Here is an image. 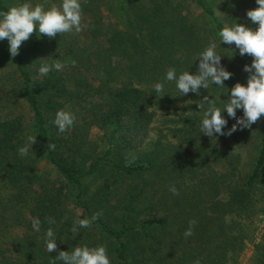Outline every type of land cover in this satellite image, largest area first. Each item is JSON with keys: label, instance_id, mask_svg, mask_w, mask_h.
<instances>
[{"label": "trees", "instance_id": "1", "mask_svg": "<svg viewBox=\"0 0 264 264\" xmlns=\"http://www.w3.org/2000/svg\"><path fill=\"white\" fill-rule=\"evenodd\" d=\"M140 1L116 0L115 14L111 0H82L89 18L85 37L97 46L88 51L89 62L83 63L84 49L75 40L65 43L62 34L57 41L38 39L34 32L15 57L7 39L0 41V73L10 81L0 89V264H50L59 250L83 244L105 245L112 264H194L197 259L201 264H227L241 252V229L226 217L248 211L255 184L261 181L264 116L252 136L257 154L249 174L236 178L235 184L224 179L226 174L235 177L229 164L220 176L214 173L213 164L222 161L223 153L199 130L200 100L217 95L226 99V90L210 86L199 96H186L195 103L189 105L194 113L182 118L180 133L193 150L167 149L160 133L146 139L155 111L175 99L173 83L165 82L169 95L161 98L151 93L152 86L163 81L168 68L178 74L195 71L198 61L191 65L209 44L208 36L224 55L221 64L232 73L224 82L229 90L235 78L243 73L248 77L243 68L253 57L241 56L234 44L220 46L216 34L232 21L216 16L208 0H189L199 9L196 26L187 23V11L167 8L161 5L164 0H148L150 5L138 9ZM19 2L23 0H0V10ZM53 3L57 0H47L46 6ZM103 4L108 15L119 14L124 29L103 25ZM256 7L255 0L248 2L245 19L235 21L255 30L258 25L246 12ZM180 50L184 55H178ZM30 52L38 57L29 60ZM53 59L65 65L63 71L39 76L40 63ZM69 108L76 115L75 126L58 133L50 121L57 110ZM242 115L237 110V117ZM227 119V126L236 122ZM90 127L102 132L105 147L99 152L86 140L85 128ZM239 131L242 138L233 140L242 146L248 133L245 138ZM30 136L36 141L22 157L18 149ZM50 143L54 150H49ZM172 186L178 195L169 191ZM97 212L102 215L89 228L72 231L74 220ZM33 218L41 220L40 232L32 230ZM48 218L55 223L49 224ZM191 220L196 221L193 235L185 238ZM49 227L58 247L51 254L44 245ZM258 264H264V256Z\"/></svg>", "mask_w": 264, "mask_h": 264}, {"label": "clouds", "instance_id": "2", "mask_svg": "<svg viewBox=\"0 0 264 264\" xmlns=\"http://www.w3.org/2000/svg\"><path fill=\"white\" fill-rule=\"evenodd\" d=\"M257 7L246 12V17L253 24H257L255 30L246 27L244 24L235 23L231 26L221 28L217 37L221 44L235 45L241 56L253 57L250 65H244L243 71L248 73L246 84L236 83L230 90L225 86V81L230 79L232 73L226 70L221 64L222 57L217 52V44H209L194 57L195 71L184 70L179 74L172 67L165 72L162 82L155 83L151 93L160 98L165 96L167 90L165 82L173 83L175 95L172 97H184L190 92L200 95L201 89L208 90L210 86L226 90V99L220 95L212 97L204 96L200 100L199 108L202 113L199 122L201 134L210 138L217 135L231 136L237 130L251 128L262 116H264V0H255ZM44 2L32 3L30 0H23L7 10H0V41L7 39L8 50L12 57L19 54L20 46L27 41L35 32L37 38L47 36L55 38L57 34L80 33L87 25L82 23L83 9L82 0H60L58 4L46 6ZM65 65L59 60L53 59L51 63L42 61L37 68L39 76H47L50 72H61ZM219 102V103H218ZM237 110H242L243 115L237 117ZM235 119V123L228 128V119ZM50 123L57 129L58 133H65L71 130L76 123V115L68 110H57ZM36 137H28L27 145L18 149L20 156L28 155L29 148L35 143ZM49 150L55 149V144H49ZM169 191L178 195L175 186ZM102 213H94L90 218L76 219L73 222L72 231L86 229L98 220ZM49 224L55 220L48 218ZM196 225L195 220L189 222L185 230V238L193 235ZM32 230L40 232L41 220L33 218L31 221ZM44 245L46 251L51 254L57 252V235L49 227L44 233ZM50 264H112L105 245L89 246L87 244L76 245L71 251H58V254L50 260ZM194 264H201L200 260Z\"/></svg>", "mask_w": 264, "mask_h": 264}, {"label": "rangeland", "instance_id": "3", "mask_svg": "<svg viewBox=\"0 0 264 264\" xmlns=\"http://www.w3.org/2000/svg\"><path fill=\"white\" fill-rule=\"evenodd\" d=\"M110 1V0H109ZM141 0L138 4V9H140V6L142 8V5H145V3H149L148 0ZM162 1V0H160ZM165 0L164 3L161 4L163 6L167 5V8H174L179 7L183 11H187L189 13V21L187 22L190 25H198V22H196V16L199 13V9L195 6L194 3L190 2L189 0ZM213 7L215 11V15L218 16L221 20H225L227 22L232 21L235 23V20L237 18L243 17V20L245 19V9L246 4L249 2H252V0H208ZM30 2H44V0H30ZM60 0H57L58 4ZM233 2L235 5H231L230 3ZM109 6L114 9L115 14L116 12V0H111V2H108ZM160 5V6H161ZM178 5V6H177ZM108 6L104 4L100 6L99 14L103 18V25L107 26L110 25V27H115L118 30L124 29L122 21L118 20L117 16L119 14L108 15ZM87 18V20H86ZM88 17L85 16L83 13L82 23L87 25ZM105 26H103L105 28ZM106 30V28H105ZM87 33L86 28L81 31L80 33H72V34H62L64 42L69 45V41H76L78 47H81L84 49V61L86 60V55L89 53L88 51H91L92 49H96L97 46L90 44V40H88L85 37V34ZM60 35L57 34L56 40L61 39L59 37ZM46 37V36H44ZM209 41L211 42V37L208 36ZM72 43V42H71ZM75 43V42H74ZM101 47V46H100ZM94 49V50H95ZM86 51V52H85ZM79 54V53H78ZM90 54V53H89ZM29 60L36 57H33V52H30L27 54ZM80 57L81 53L79 54ZM179 56L184 55L183 51L180 50L178 53ZM89 57V56H88ZM181 59V57H180ZM89 62V60H88ZM237 73V67L236 72ZM2 77H0V89H3L7 84H10V81L5 80L4 75L0 73ZM236 82L241 84H246L247 78L245 73H243V78H235ZM6 81V83H5ZM96 81V80H95ZM235 82V83H236ZM192 95H195L194 93H191ZM190 95V94H188ZM95 99V98H93ZM189 105H195L194 101L190 100L189 97H175L174 100L170 102H164L160 109L155 111V116L153 118L150 132L148 134V137L146 139V142L155 139L158 133L162 135V144L167 148L170 149L174 146H179L180 148H189L192 147L188 144V142L184 139L183 135L184 133H180L182 129V123L181 120L185 115L194 113L192 107ZM78 110V109H76ZM68 111H71L69 108ZM78 113V111H76ZM83 112V111H82ZM225 118L227 119V114L225 113ZM259 121V120H258ZM255 122L251 128L243 129V137L246 138V135L248 133L247 140H243L244 144L238 145L237 142L239 141L242 136L240 131L237 130L235 133H233L231 136L223 135L219 136L217 135L216 138L209 137V140L211 143L218 148V150L223 153V155H227V160L224 161V156L222 155V161L221 162H214L213 171L217 175L220 176V172H224L225 168L229 164V166L233 167V173L235 172V177L229 175H225V178L228 183L235 184L236 178H243L249 174L251 165L253 163V160L257 154L256 147L254 148L253 145L255 144V141L252 140V136L254 135V129L256 124ZM228 128H231L230 126H227ZM85 131L87 134L85 135L87 142L93 143L95 145L96 150L99 152L100 150L104 149L105 144L102 137V132L95 127L85 128ZM222 140L219 141L220 138ZM238 139V140H234ZM193 150V148H192ZM43 164L41 163L40 166ZM44 166V165H43ZM229 177V179L227 178ZM233 179V180H232ZM253 194L251 196V204L249 206V209L246 213H241L240 215H230L226 217L228 221L230 220H236L238 225L237 228L241 229L242 233V250L241 252L233 257L232 259L227 261V264H258V258L259 256H264V212H262V207L264 206V172L261 176V181H258L255 184ZM220 199H225V195L222 194L220 196ZM71 206L66 207L68 210ZM71 209V208H70ZM20 231V230H17Z\"/></svg>", "mask_w": 264, "mask_h": 264}]
</instances>
